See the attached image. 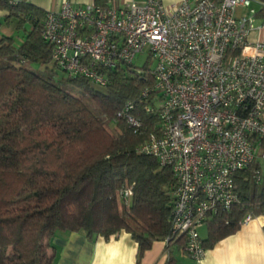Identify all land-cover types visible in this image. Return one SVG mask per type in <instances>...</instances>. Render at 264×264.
I'll use <instances>...</instances> for the list:
<instances>
[{
  "label": "trees",
  "instance_id": "obj_1",
  "mask_svg": "<svg viewBox=\"0 0 264 264\" xmlns=\"http://www.w3.org/2000/svg\"><path fill=\"white\" fill-rule=\"evenodd\" d=\"M0 11V26L14 20L21 31L0 32V264H57L51 241L57 231L108 239L121 230L138 244L135 264L154 240L167 238L174 264L173 251L185 247L184 236L171 235L176 180L170 166L138 150L156 131L157 117L146 111L154 105L152 69L121 64L105 71V86L95 85L52 60L42 35L46 10L0 0ZM50 63L61 77L47 73ZM259 152L264 157V139ZM234 180L239 203L207 220L205 248L234 232L246 213H264L257 155Z\"/></svg>",
  "mask_w": 264,
  "mask_h": 264
},
{
  "label": "built area",
  "instance_id": "obj_2",
  "mask_svg": "<svg viewBox=\"0 0 264 264\" xmlns=\"http://www.w3.org/2000/svg\"><path fill=\"white\" fill-rule=\"evenodd\" d=\"M255 31L264 32V0H64L46 10L42 35L52 60L95 85L149 46L154 105L146 111L157 124L138 150L171 167V235L185 237L184 251L198 264L206 251L198 227L239 203L234 174L254 161L264 139V37L252 39ZM130 194L124 188L123 200Z\"/></svg>",
  "mask_w": 264,
  "mask_h": 264
},
{
  "label": "crops",
  "instance_id": "obj_3",
  "mask_svg": "<svg viewBox=\"0 0 264 264\" xmlns=\"http://www.w3.org/2000/svg\"><path fill=\"white\" fill-rule=\"evenodd\" d=\"M43 10H56L64 0H28ZM129 0H106L121 6ZM171 6L181 0H162ZM74 6H82L94 0H70ZM5 14L0 11V15ZM8 23L14 25L15 21ZM8 23L0 26L4 34L20 35L9 27ZM264 37V32H253L252 39ZM56 250L57 264H135L138 250L137 242L131 235L121 230L116 235L104 239L100 235L88 238L83 231H57L52 237ZM166 240H154L140 259V264H168L169 251ZM174 264H198L190 258L184 249L173 251ZM201 264H264V213L253 215L240 222L232 233L219 239L212 247L206 248Z\"/></svg>",
  "mask_w": 264,
  "mask_h": 264
},
{
  "label": "rangeland",
  "instance_id": "obj_4",
  "mask_svg": "<svg viewBox=\"0 0 264 264\" xmlns=\"http://www.w3.org/2000/svg\"><path fill=\"white\" fill-rule=\"evenodd\" d=\"M9 27H12L15 29V23L12 25L11 23H8ZM1 30V29H0ZM17 31V30H16ZM16 35V34H15ZM148 49L149 46H145L142 52H139L136 54V56L133 59V65L138 68H142L143 66L153 68L154 66V59L150 55H148ZM45 68V67H44ZM41 72L43 70V67L40 68ZM47 73L52 75L54 78H59L63 74V71L57 67H55L52 63H50L46 67ZM39 72L40 74H42ZM43 75V74H42ZM73 93L78 94L80 92L79 88H75L72 90ZM110 126H112V123H110ZM260 152H257V160L259 161L261 165V170L264 171V157H261ZM19 203L15 204V206H18ZM198 233L200 238H205L207 236V226L206 223L198 227Z\"/></svg>",
  "mask_w": 264,
  "mask_h": 264
}]
</instances>
